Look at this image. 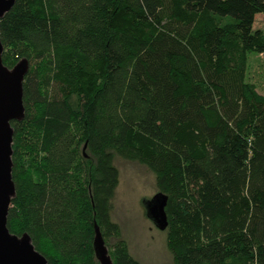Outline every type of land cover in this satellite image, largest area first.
I'll use <instances>...</instances> for the list:
<instances>
[{"label": "trees", "instance_id": "obj_1", "mask_svg": "<svg viewBox=\"0 0 264 264\" xmlns=\"http://www.w3.org/2000/svg\"><path fill=\"white\" fill-rule=\"evenodd\" d=\"M259 13L264 0H16L3 62L30 69L10 231L48 264H99L97 224L114 264H140L112 219L117 155L167 195L175 264H264V94L246 80Z\"/></svg>", "mask_w": 264, "mask_h": 264}, {"label": "water", "instance_id": "obj_2", "mask_svg": "<svg viewBox=\"0 0 264 264\" xmlns=\"http://www.w3.org/2000/svg\"><path fill=\"white\" fill-rule=\"evenodd\" d=\"M16 0H0V20L14 6ZM4 45L0 39V264H48L47 258L34 246L26 232L12 233L8 227V214L16 186L13 179V121L25 118L24 80L30 69L27 58L20 59L13 67L3 62ZM87 144L84 146L86 149ZM168 197L159 192L145 200L146 215L161 230L168 227L166 204ZM99 264H114L100 227L95 225L93 242Z\"/></svg>", "mask_w": 264, "mask_h": 264}, {"label": "rangeland", "instance_id": "obj_3", "mask_svg": "<svg viewBox=\"0 0 264 264\" xmlns=\"http://www.w3.org/2000/svg\"><path fill=\"white\" fill-rule=\"evenodd\" d=\"M258 28L264 31V13L256 15L254 29ZM246 80L264 94L263 55L248 53ZM114 163L120 176L112 200V219L120 226L121 237L127 242L131 255L140 264H175L167 244V230L159 229L148 218L143 203L160 192L155 174L144 164L117 155Z\"/></svg>", "mask_w": 264, "mask_h": 264}]
</instances>
